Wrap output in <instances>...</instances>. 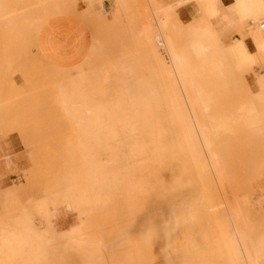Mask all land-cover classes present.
Listing matches in <instances>:
<instances>
[{"label": "rangeland", "instance_id": "obj_1", "mask_svg": "<svg viewBox=\"0 0 264 264\" xmlns=\"http://www.w3.org/2000/svg\"><path fill=\"white\" fill-rule=\"evenodd\" d=\"M113 1V10L99 11L111 25L93 18L90 26L105 61L78 65L84 73L75 87L61 73L51 78L33 48L22 70L8 71L0 57V139L11 138L22 151L16 181L0 187V264L19 263L18 251L7 256L2 240L23 211H38L45 201L52 206L47 241L34 264H225L218 237L233 214L264 264V211H255L249 196L255 175L246 181L234 171H210L202 148L183 147L189 117L170 113L165 80H147L157 60L166 62L155 40L154 2ZM62 2L0 0V45L14 24L50 19L56 12L48 8ZM174 40L187 43L182 35ZM66 98L78 99L72 119ZM80 165L105 176L93 187L99 195L103 185L101 201L83 205L75 192L67 200L58 195L67 183L81 182Z\"/></svg>", "mask_w": 264, "mask_h": 264}, {"label": "crops", "instance_id": "obj_2", "mask_svg": "<svg viewBox=\"0 0 264 264\" xmlns=\"http://www.w3.org/2000/svg\"><path fill=\"white\" fill-rule=\"evenodd\" d=\"M94 2L99 0H63L60 7L48 8L56 12L50 19L28 18L14 24L0 45V57L6 69L11 72L22 70L33 48L37 60L51 78L61 73L68 76L69 84L75 87L84 73L83 68L81 71L76 69L78 65L96 62L99 65L105 61L103 46L90 26L95 18L98 26L107 23L109 27L112 20L101 19L99 11L107 13L114 9L115 3L113 0ZM153 2L158 13L155 27L159 34L155 40L166 53L162 32L170 39L173 79L179 85L180 77L186 86L188 106L192 105L198 111L204 138L209 144L208 148L201 149L207 168L210 171H234L237 179L246 181L254 174L249 196L254 210L263 212L264 0ZM85 11L92 14L85 16ZM161 18L168 23L165 30L158 28ZM180 35L187 41L183 46L174 40V36ZM168 60L166 53V62ZM166 62L157 60L156 68L147 75L148 82L157 78L164 82ZM127 69L126 62L124 74H128ZM73 70L78 72L76 76L70 75ZM66 99L72 111V117L68 119H72L78 112L70 108L71 102L78 99ZM54 102L60 108L56 98ZM210 106L213 108L211 114L219 116L215 125L208 115ZM21 154L11 138L0 139L1 188L9 189L16 181Z\"/></svg>", "mask_w": 264, "mask_h": 264}, {"label": "bare ground", "instance_id": "obj_3", "mask_svg": "<svg viewBox=\"0 0 264 264\" xmlns=\"http://www.w3.org/2000/svg\"><path fill=\"white\" fill-rule=\"evenodd\" d=\"M162 14H164L162 16L164 18V16H166L165 12ZM166 24H168L167 21L162 19L158 22V28L165 30ZM162 33L164 36L165 47L167 51L166 53H168L169 55V60L165 63L164 66V80L168 85V94L166 97L167 105L172 115L182 114V119L187 120V118L189 117L190 120L186 124V130H184V132H181L180 143L186 149L192 146H198L202 149L208 148L209 144L204 138V128L200 123L197 114L198 111L192 105L188 106V91L186 86L183 84L179 76V85L173 79L171 66L173 58L172 47L167 34L164 31ZM59 97L63 99L64 95L61 94ZM195 102L197 103V101ZM59 103L63 106V110L68 114V110L65 107L66 103L64 102V100H61ZM87 113L92 114V111L90 112L87 110ZM81 144L84 145L86 143L83 142ZM78 160L85 161L86 159L78 156ZM80 169L81 171L77 175H75L81 180V182L67 183L63 188V192L59 193L58 195L63 194V196L67 200L69 198L68 194L72 192L74 196L75 192L79 194V197L77 199L78 202L83 205H91L101 201L102 198L99 195L100 193H102L103 185L100 187L101 191L99 192V195L94 194L93 187L96 184V180L98 178H103L105 176H99L100 173L99 175H97V171L95 172V170L91 167L82 166ZM74 173H76V171ZM71 207L72 204H65L66 209ZM51 211L52 206L48 201L42 202V206H39L38 211H23L17 221H15L14 225L10 228V231L6 233V235L4 236L5 238H3L2 240L3 246L5 247V249H8L6 255L8 256V254H14L15 250H17V253L20 256V261L18 264H34V257L39 255L38 250L41 246H44L47 241L45 237L47 234L46 225L48 224V221H46V219L50 216ZM35 213H43L44 216L40 214L39 218L36 219L34 217ZM232 218V221L230 219V226L226 225L228 227L225 231L221 232L218 237V243L221 248L223 262L225 264H262L261 256H259L254 247L251 245L249 236L247 235L245 230H243V227H240L234 214L232 215ZM25 250H27V252H24Z\"/></svg>", "mask_w": 264, "mask_h": 264}]
</instances>
